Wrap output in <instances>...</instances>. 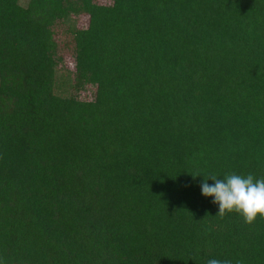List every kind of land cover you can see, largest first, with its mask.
<instances>
[{
	"label": "trees",
	"instance_id": "obj_1",
	"mask_svg": "<svg viewBox=\"0 0 264 264\" xmlns=\"http://www.w3.org/2000/svg\"><path fill=\"white\" fill-rule=\"evenodd\" d=\"M233 172L264 178V0H0V264H264L202 194Z\"/></svg>",
	"mask_w": 264,
	"mask_h": 264
},
{
	"label": "clouds",
	"instance_id": "obj_2",
	"mask_svg": "<svg viewBox=\"0 0 264 264\" xmlns=\"http://www.w3.org/2000/svg\"><path fill=\"white\" fill-rule=\"evenodd\" d=\"M209 178L214 181L211 185L207 182ZM201 190L204 196L214 198L212 202L218 204L217 214L221 217L235 212L246 224L254 223L258 215L264 217V178L257 179L253 174L241 175L235 172L223 178L209 175L207 178L204 176ZM207 264H232V261L212 258Z\"/></svg>",
	"mask_w": 264,
	"mask_h": 264
},
{
	"label": "rangeland",
	"instance_id": "obj_3",
	"mask_svg": "<svg viewBox=\"0 0 264 264\" xmlns=\"http://www.w3.org/2000/svg\"><path fill=\"white\" fill-rule=\"evenodd\" d=\"M82 20H81V23L82 24H85L86 23V21H87V19L85 18V17H83V18H81ZM68 62V61H67ZM70 65V64H69Z\"/></svg>",
	"mask_w": 264,
	"mask_h": 264
}]
</instances>
